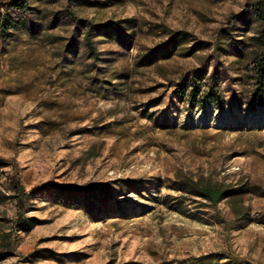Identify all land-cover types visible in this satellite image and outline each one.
Segmentation results:
<instances>
[{
	"label": "rangeland",
	"instance_id": "1",
	"mask_svg": "<svg viewBox=\"0 0 264 264\" xmlns=\"http://www.w3.org/2000/svg\"><path fill=\"white\" fill-rule=\"evenodd\" d=\"M257 1L0 0V264H264Z\"/></svg>",
	"mask_w": 264,
	"mask_h": 264
},
{
	"label": "trees",
	"instance_id": "2",
	"mask_svg": "<svg viewBox=\"0 0 264 264\" xmlns=\"http://www.w3.org/2000/svg\"><path fill=\"white\" fill-rule=\"evenodd\" d=\"M27 4V0H14V7L22 8ZM256 17L260 26V30L257 36L252 38V41L257 48V53L254 56V71L256 74V81L258 87L260 88L258 95L261 102L264 103V0H258L256 3ZM8 19H5V25L8 24ZM92 33L89 32L86 35V41L88 42V49L91 55L95 58H98V52L96 51L94 44L91 42ZM216 87H218L216 85ZM209 97L218 100L220 98L219 90L217 88H212L210 90ZM192 194L202 197L208 200L213 205H218L225 199H230L241 192L240 190H235L227 188L220 185H210V184H199L192 183L187 184ZM86 193L91 195L94 198L99 199L101 196L100 191L95 188H88L85 190ZM6 201L5 196L0 194V203Z\"/></svg>",
	"mask_w": 264,
	"mask_h": 264
}]
</instances>
